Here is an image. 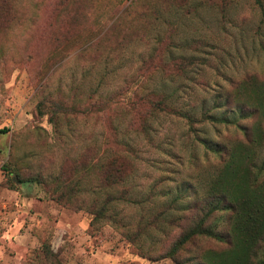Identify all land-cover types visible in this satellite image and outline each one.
Listing matches in <instances>:
<instances>
[{"label":"rangeland","instance_id":"1","mask_svg":"<svg viewBox=\"0 0 264 264\" xmlns=\"http://www.w3.org/2000/svg\"><path fill=\"white\" fill-rule=\"evenodd\" d=\"M258 2L0 0V264H173L223 156L209 146L256 119ZM228 217L209 227L225 234ZM226 248L199 237L177 259Z\"/></svg>","mask_w":264,"mask_h":264},{"label":"trees","instance_id":"2","mask_svg":"<svg viewBox=\"0 0 264 264\" xmlns=\"http://www.w3.org/2000/svg\"><path fill=\"white\" fill-rule=\"evenodd\" d=\"M259 0H255L258 2ZM248 81L241 82L246 84ZM237 96L244 90V85H238ZM253 91L250 94L256 96L255 102L246 104L250 108L249 114L255 115L256 119L251 124L250 130H242L244 140L231 139L226 145L214 144L209 146V150L215 151L224 149L223 156L220 155V165L206 181L202 187L204 196L202 201V214L194 219L191 226L185 230L176 241L172 243L169 250V258L173 264H182L178 261V250L184 251L186 246L192 241L201 237H211L221 241L227 246L224 252L211 253V257L206 254L197 264H264V160L257 163V159L264 147V91L262 85H252ZM243 96V94L241 95ZM248 97V95H245ZM166 98L158 100L153 104V108L164 112ZM242 105V104H238ZM169 108V107H168ZM172 114L178 115L186 120L190 119L186 115H179L173 109ZM111 170L114 168L116 174L120 170L112 161L108 164ZM18 183L23 182L15 174ZM103 181L106 186L121 183V177L117 175H105ZM121 199L122 198H115ZM114 199V200H115ZM56 202H61L62 198H55ZM111 199H107L104 208L94 215L92 220L103 217L106 205ZM125 201H129L126 199ZM172 201L168 205H174ZM64 204V201H63ZM196 208V207H195ZM195 208L187 207L186 212H192ZM228 212V229L223 233H218L214 228L209 227L210 218L217 211ZM160 216V214L158 215ZM164 219V212H161ZM91 220V222H92ZM157 220V218H155ZM153 220V221H155ZM192 260V259H191ZM189 260L190 262H192Z\"/></svg>","mask_w":264,"mask_h":264}]
</instances>
